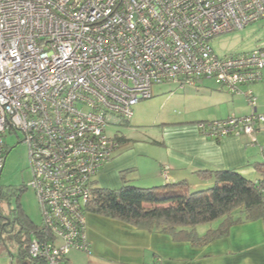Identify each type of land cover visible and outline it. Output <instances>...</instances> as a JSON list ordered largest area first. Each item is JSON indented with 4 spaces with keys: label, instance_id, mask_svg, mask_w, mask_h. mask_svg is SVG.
I'll use <instances>...</instances> for the list:
<instances>
[{
    "label": "built area",
    "instance_id": "2783aa9c",
    "mask_svg": "<svg viewBox=\"0 0 264 264\" xmlns=\"http://www.w3.org/2000/svg\"><path fill=\"white\" fill-rule=\"evenodd\" d=\"M259 20L264 0H0V178L5 136L20 131L42 215L30 258L70 264L72 249L90 251L96 176L121 147L108 127L130 121L155 85L215 78L241 93L262 78L263 49L220 55L211 44ZM244 94L256 105L252 90ZM197 128L213 139L248 135L256 145L264 113Z\"/></svg>",
    "mask_w": 264,
    "mask_h": 264
},
{
    "label": "crops",
    "instance_id": "0c3cea01",
    "mask_svg": "<svg viewBox=\"0 0 264 264\" xmlns=\"http://www.w3.org/2000/svg\"><path fill=\"white\" fill-rule=\"evenodd\" d=\"M176 84L155 85L154 95L179 87ZM240 89L241 93H233L224 86L216 89L199 81L194 86L183 87L181 90L184 91L173 92H188L181 95L187 96L193 104L185 108L183 118L172 123L163 122L158 136L147 134L144 138L132 139L118 135L121 137V147L112 160L102 166L101 171L99 169L96 183L101 180L105 185L109 183L120 188V171L126 172V178L138 186L151 187L186 180L193 189L198 190L213 184L212 179H202L198 175L199 170L209 169L237 170L246 178L258 181L261 175L254 164L264 162V132L258 133L257 144L251 145L250 136L231 135L213 139L204 136L197 128L198 121L264 113V69L260 81L242 85ZM249 90L256 97L254 106L244 94ZM166 167L167 174L164 175ZM109 220L96 213L89 215L88 212L87 237L93 249L98 242L96 231H102L103 223ZM120 222L117 223L120 225L121 241L117 242L120 246L123 243L126 249L125 254L119 257L129 264L144 263V249L154 254L157 264H264V242L254 235L255 230L264 228V220L235 225L229 237L201 247H195L190 242H175L168 234L150 232ZM123 233L126 235L122 236ZM181 249L185 256H181Z\"/></svg>",
    "mask_w": 264,
    "mask_h": 264
},
{
    "label": "trees",
    "instance_id": "16d2710c",
    "mask_svg": "<svg viewBox=\"0 0 264 264\" xmlns=\"http://www.w3.org/2000/svg\"><path fill=\"white\" fill-rule=\"evenodd\" d=\"M254 167L261 175L258 181H252L232 169L199 170L198 175L202 179H212L214 182L198 190L193 189L186 180L151 187L138 186L123 174L120 188L95 184L94 198L88 205V212L120 219L139 229L168 234L175 242L205 246L229 236L235 225L264 220V162H256ZM14 191L12 186L7 187V191L1 187L0 202ZM219 218H222L220 226L208 229L203 235L197 232V225ZM0 219L3 222L0 230L8 224L4 220L9 219L11 223H19L21 235L25 231L28 236L26 241L21 240V263L46 264L30 258L28 254L30 233L41 224H35L20 206L10 208L7 215L2 213L1 206Z\"/></svg>",
    "mask_w": 264,
    "mask_h": 264
},
{
    "label": "rangeland",
    "instance_id": "374dc122",
    "mask_svg": "<svg viewBox=\"0 0 264 264\" xmlns=\"http://www.w3.org/2000/svg\"><path fill=\"white\" fill-rule=\"evenodd\" d=\"M211 44L214 50L220 55L240 54L251 52L259 48L264 51V20L254 22L244 29L218 35L211 40ZM202 81L205 82L206 86L216 89L222 88V85L215 78H204L200 82ZM164 84L176 83L165 82L157 85ZM183 87L176 86V88L167 91V93H158L149 99L141 100L135 106V115L131 120V124H129V126L127 124L111 125L107 130L109 135H125L132 139L144 138L147 134H155V136H158L162 130L163 122L172 123L175 120L183 118L186 110L185 108L193 105L188 100L187 96L181 95L188 94V92L173 93L175 91H184L181 90ZM23 139L24 134L20 131H12V133H8L5 136L8 152L5 168L0 178V185L5 191H7V187L10 186L14 187L15 191L9 194L8 198L4 196L1 199L2 213L6 215L10 208L14 209L20 206L29 215L30 219L33 220L35 224L39 225L42 223V215L36 194L27 186L31 178V169L28 145L22 142ZM123 174L127 177L126 172L119 171L121 185L123 183ZM108 184L109 183H106L105 185V183L100 180L97 185L105 188H115L113 185ZM91 214L95 215V213L89 212V215ZM107 218L110 220L107 223H103V230L100 232L96 231L98 242L95 248L93 249L90 247V251L72 249L68 255L71 264H129L119 257L125 254L126 249L123 243H121L120 246L119 242H117L120 240V231L118 229L120 225L117 222L121 221L120 223H122V220L110 217ZM4 222L7 221L4 220ZM221 222L222 218H219L211 222L199 224L196 226L197 232L203 235L208 229L220 226ZM1 223H3L2 219H0V224ZM20 231L21 227L19 223L7 224L5 227L1 228L0 264H26V262L21 263L19 250L22 245L21 240L26 241L28 236L25 231H23L21 235ZM248 232L250 231H245V233ZM254 232L256 239L260 242H264V228L262 230H255ZM125 235V233L122 234V236ZM142 250L143 249H141V252ZM144 251L145 262L141 264H157L156 261H154V254L147 249H144ZM181 256H185L182 249ZM183 264L188 263L183 262Z\"/></svg>",
    "mask_w": 264,
    "mask_h": 264
},
{
    "label": "flooded vegetation",
    "instance_id": "af4514ba",
    "mask_svg": "<svg viewBox=\"0 0 264 264\" xmlns=\"http://www.w3.org/2000/svg\"><path fill=\"white\" fill-rule=\"evenodd\" d=\"M4 215H5V214H4ZM6 215H7V214H6ZM9 219H12V217H10ZM9 219H8V220H9ZM10 221H12V220H10ZM14 224H16V223H14Z\"/></svg>",
    "mask_w": 264,
    "mask_h": 264
},
{
    "label": "clouds",
    "instance_id": "9594fccd",
    "mask_svg": "<svg viewBox=\"0 0 264 264\" xmlns=\"http://www.w3.org/2000/svg\"><path fill=\"white\" fill-rule=\"evenodd\" d=\"M5 168V167H4ZM6 221H8V220H6ZM6 223H8V222H6ZM9 224V223H8ZM11 224V223H10ZM0 233H1V230H0Z\"/></svg>",
    "mask_w": 264,
    "mask_h": 264
},
{
    "label": "water",
    "instance_id": "95a60500",
    "mask_svg": "<svg viewBox=\"0 0 264 264\" xmlns=\"http://www.w3.org/2000/svg\"><path fill=\"white\" fill-rule=\"evenodd\" d=\"M7 222H8L9 224L11 223V221H10V220H8Z\"/></svg>",
    "mask_w": 264,
    "mask_h": 264
}]
</instances>
